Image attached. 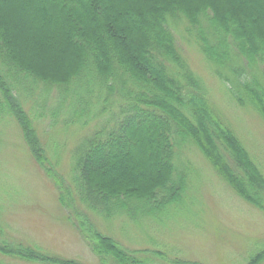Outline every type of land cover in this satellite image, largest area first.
Instances as JSON below:
<instances>
[{
	"label": "trees",
	"instance_id": "obj_1",
	"mask_svg": "<svg viewBox=\"0 0 264 264\" xmlns=\"http://www.w3.org/2000/svg\"><path fill=\"white\" fill-rule=\"evenodd\" d=\"M176 28L232 101L264 119V0H0V121L14 118L44 164L34 117L15 92L38 113L39 88L47 100L58 89L54 123L62 115L67 124L96 123L72 151L71 188L45 169L62 206L68 195L99 264L166 263L160 253L123 248L96 220L169 215L184 202L187 180L177 165L189 146L264 213V175L212 107L177 47ZM263 261L261 249L246 264ZM0 264L87 263L12 242L0 244Z\"/></svg>",
	"mask_w": 264,
	"mask_h": 264
},
{
	"label": "rangeland",
	"instance_id": "obj_2",
	"mask_svg": "<svg viewBox=\"0 0 264 264\" xmlns=\"http://www.w3.org/2000/svg\"><path fill=\"white\" fill-rule=\"evenodd\" d=\"M183 30L172 29L177 47L202 80L216 113L264 175V119L251 106L232 101L226 84L216 79L198 46ZM39 90L34 95L40 96L38 113L19 92L14 95L34 117L48 164L31 156L14 118L0 121V244L21 242L64 258L99 264L80 233V219L70 211L73 206L68 204V195L66 206H62L55 180L45 169L51 168L71 188L72 151L96 123L67 124L70 118L64 121L63 115L54 123L60 92L51 88L47 100L44 87ZM177 166L185 172L186 195L169 215L137 222L99 218L97 227L125 249L160 253L165 264H246L264 249V213L243 201L196 148L186 147Z\"/></svg>",
	"mask_w": 264,
	"mask_h": 264
}]
</instances>
